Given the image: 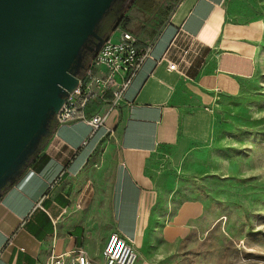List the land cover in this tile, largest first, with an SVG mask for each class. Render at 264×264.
Segmentation results:
<instances>
[{"label":"crops","instance_id":"obj_1","mask_svg":"<svg viewBox=\"0 0 264 264\" xmlns=\"http://www.w3.org/2000/svg\"><path fill=\"white\" fill-rule=\"evenodd\" d=\"M172 1L170 8L145 10L150 21L139 26L146 29L143 35L129 30L141 43H152L151 57L105 127L93 130L82 121L58 125L1 196L0 264H47L54 254L72 257L79 249L86 251L91 264H106L103 250L113 233L137 251L158 191L147 166H139L135 156L177 153V147L205 139L215 105L238 93L257 73L262 54L259 23L230 21L227 0ZM170 63L177 69L170 70ZM107 111L108 106L95 99L86 114ZM110 132L122 163L106 204L94 183L87 182L85 171ZM184 213L183 208L177 221Z\"/></svg>","mask_w":264,"mask_h":264},{"label":"rangeland","instance_id":"obj_2","mask_svg":"<svg viewBox=\"0 0 264 264\" xmlns=\"http://www.w3.org/2000/svg\"><path fill=\"white\" fill-rule=\"evenodd\" d=\"M173 4L160 2L164 8ZM225 8L230 21L261 26L257 73L215 105L205 139L177 147V153L135 156L158 191L149 223L140 231L137 264H264V0H227ZM148 18L136 2L114 30L143 35L146 29L139 26ZM121 161L110 132L85 171L106 204Z\"/></svg>","mask_w":264,"mask_h":264},{"label":"water","instance_id":"obj_3","mask_svg":"<svg viewBox=\"0 0 264 264\" xmlns=\"http://www.w3.org/2000/svg\"><path fill=\"white\" fill-rule=\"evenodd\" d=\"M118 0H0V198L57 128L83 52Z\"/></svg>","mask_w":264,"mask_h":264},{"label":"built area","instance_id":"obj_4","mask_svg":"<svg viewBox=\"0 0 264 264\" xmlns=\"http://www.w3.org/2000/svg\"><path fill=\"white\" fill-rule=\"evenodd\" d=\"M152 43L143 44L127 29L117 28L106 38L102 48L80 76L79 85L70 92L56 115L58 125L82 121L93 130L105 127L109 114L124 100V93L151 57ZM170 70H176L174 63ZM95 99L108 106L105 114L87 116L86 110ZM106 264H136L134 245L118 233L109 236L103 250ZM68 258H71L70 261ZM47 264H91L84 249L73 256L52 255Z\"/></svg>","mask_w":264,"mask_h":264},{"label":"flooded vegetation","instance_id":"obj_5","mask_svg":"<svg viewBox=\"0 0 264 264\" xmlns=\"http://www.w3.org/2000/svg\"><path fill=\"white\" fill-rule=\"evenodd\" d=\"M136 2L137 0H118L114 4L110 12L107 14V16L101 22L98 28V31H97L98 35L102 39L106 40V38L108 37V31L110 28V23H108V17L114 16V19L112 20V22L115 21V24L121 22L123 20L125 10L128 9V7L131 8ZM99 43L100 41L98 39L93 38L88 43V46L85 48L83 52V59H84L86 67H88L90 63L92 62L95 49L97 48Z\"/></svg>","mask_w":264,"mask_h":264},{"label":"trees","instance_id":"obj_6","mask_svg":"<svg viewBox=\"0 0 264 264\" xmlns=\"http://www.w3.org/2000/svg\"><path fill=\"white\" fill-rule=\"evenodd\" d=\"M138 4L143 6L145 10H151V11H159L161 5H160V2L161 0H137ZM168 10H166L163 15H166ZM114 19V16H110L108 17V23H110V28H109V31H108V35L111 34L113 31H114V28H115V21L112 22V20ZM112 23V25H111ZM49 138L47 137L45 140H44V143L43 145L46 143V141L48 140Z\"/></svg>","mask_w":264,"mask_h":264}]
</instances>
